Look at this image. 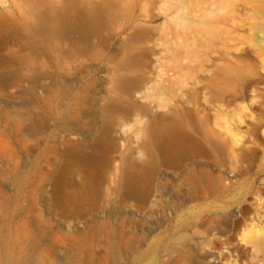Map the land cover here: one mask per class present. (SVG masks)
<instances>
[{
	"label": "rangeland",
	"instance_id": "374dc122",
	"mask_svg": "<svg viewBox=\"0 0 264 264\" xmlns=\"http://www.w3.org/2000/svg\"><path fill=\"white\" fill-rule=\"evenodd\" d=\"M7 252L264 264V0H0Z\"/></svg>",
	"mask_w": 264,
	"mask_h": 264
},
{
	"label": "bare ground",
	"instance_id": "6f19581e",
	"mask_svg": "<svg viewBox=\"0 0 264 264\" xmlns=\"http://www.w3.org/2000/svg\"><path fill=\"white\" fill-rule=\"evenodd\" d=\"M176 137H180V135H177ZM126 175H127L129 180H133V179L137 180L142 175V172L136 167H130L126 172ZM61 192H62V189L59 188L58 194L61 195ZM69 195L72 198L78 197L77 193L71 192V193H69ZM143 200L144 199L140 198V203H143ZM12 255H10V253L7 252V256H6L7 258L4 261H0V264H29L28 261L15 259V258H13Z\"/></svg>",
	"mask_w": 264,
	"mask_h": 264
}]
</instances>
